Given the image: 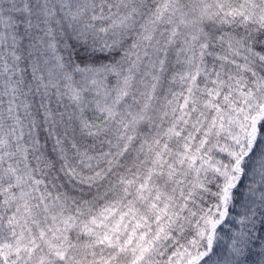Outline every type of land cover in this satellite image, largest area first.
Instances as JSON below:
<instances>
[{"label": "snow or ice", "instance_id": "obj_1", "mask_svg": "<svg viewBox=\"0 0 264 264\" xmlns=\"http://www.w3.org/2000/svg\"><path fill=\"white\" fill-rule=\"evenodd\" d=\"M0 264H264V0H0Z\"/></svg>", "mask_w": 264, "mask_h": 264}]
</instances>
